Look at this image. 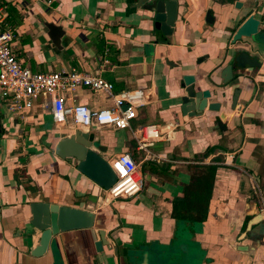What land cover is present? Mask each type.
Returning a JSON list of instances; mask_svg holds the SVG:
<instances>
[{
	"label": "crops",
	"instance_id": "obj_1",
	"mask_svg": "<svg viewBox=\"0 0 264 264\" xmlns=\"http://www.w3.org/2000/svg\"><path fill=\"white\" fill-rule=\"evenodd\" d=\"M0 6L14 34L11 51L24 67H75L98 73L113 93L142 88L148 96L129 127L88 128L107 159L128 152L138 164L141 190L126 197L111 196L73 159L53 153L60 138L86 129L70 117L55 123L47 98L39 95L22 119L0 98V264H264V36L231 41L248 15L263 17L264 0H178L170 35L154 28L136 0H0ZM45 22L63 29L57 43ZM240 50L259 65L237 69L222 84L223 67ZM184 75L193 77L195 90L207 89V102L218 108L183 114ZM69 96L67 106L112 105L105 92L83 86ZM146 125L157 136L140 148ZM207 166L214 167L207 212L196 219L186 193L209 177ZM33 201L83 202L96 214L95 225L61 232L44 254L32 256ZM99 228L109 245L96 251Z\"/></svg>",
	"mask_w": 264,
	"mask_h": 264
},
{
	"label": "water",
	"instance_id": "obj_2",
	"mask_svg": "<svg viewBox=\"0 0 264 264\" xmlns=\"http://www.w3.org/2000/svg\"><path fill=\"white\" fill-rule=\"evenodd\" d=\"M236 5L239 3H235ZM136 5L150 13L154 28L161 31L163 35H170L177 17L178 0H136ZM205 20L212 21L209 11H206ZM210 17V19H208ZM44 30L50 35L51 40L57 43L58 36L63 33L61 26L55 23L45 22ZM264 36V15L257 18L253 14L236 28L231 41L235 42L242 37ZM256 58L249 55L245 50L236 51L232 60L223 67L221 71V83L227 84L235 78L237 69H252L258 66ZM185 94L181 97V112L188 115H199L205 107L217 109L218 102H207L209 91L195 90L193 77L183 76ZM232 107L237 100L236 86L233 87ZM94 135L88 130L74 129L68 135L60 138L52 148L53 153L62 159L71 158L75 161L74 167L77 171L107 190L117 180V174L109 159L103 154V146L95 144ZM31 218L29 228L31 236L37 235V244L29 247V254L40 256L46 252L49 246L55 243V236L61 232L92 228L96 222V214L84 207L80 202L77 206L59 205L53 202L33 201L29 205ZM99 238L94 242L96 251H101L103 245H109L105 230L99 228Z\"/></svg>",
	"mask_w": 264,
	"mask_h": 264
},
{
	"label": "built area",
	"instance_id": "obj_3",
	"mask_svg": "<svg viewBox=\"0 0 264 264\" xmlns=\"http://www.w3.org/2000/svg\"><path fill=\"white\" fill-rule=\"evenodd\" d=\"M50 3L51 0H46ZM6 14L0 6V98L8 101V109L22 119L24 111L31 107L39 96L49 101L52 119L63 124L70 117L76 126L88 129L91 124L124 129L130 126L136 109L148 102L144 89H130L112 92V84L98 73L83 71L75 67L60 71L33 72L24 67L11 51L13 31L6 22ZM87 87L92 91H103L112 100L107 108L91 109L86 104L66 105L71 99L69 93L77 87ZM139 147L145 148V141L157 136L154 125L140 128ZM117 174L116 182L109 188L111 196H131L141 190L142 179L138 164L128 152H121L109 159Z\"/></svg>",
	"mask_w": 264,
	"mask_h": 264
},
{
	"label": "trees",
	"instance_id": "obj_4",
	"mask_svg": "<svg viewBox=\"0 0 264 264\" xmlns=\"http://www.w3.org/2000/svg\"><path fill=\"white\" fill-rule=\"evenodd\" d=\"M209 177L203 178L199 184L198 190H193L186 193V207H193V210L189 212L192 218L203 219L207 212V203L211 192V178L214 167L207 166ZM187 214V215H188Z\"/></svg>",
	"mask_w": 264,
	"mask_h": 264
}]
</instances>
